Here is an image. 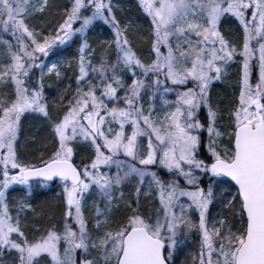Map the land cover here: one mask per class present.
<instances>
[{"label": "snow or ice", "instance_id": "snow-or-ice-1", "mask_svg": "<svg viewBox=\"0 0 264 264\" xmlns=\"http://www.w3.org/2000/svg\"><path fill=\"white\" fill-rule=\"evenodd\" d=\"M140 3L151 17L155 57L148 62L133 47L126 26L121 28L108 0H72L56 34L44 35L42 40L38 38L40 29H30L25 17L43 12L48 0H0V33H10L15 40L13 43L0 34L4 46L0 56L9 60L0 70V80L10 78L15 85L9 99L0 97V255L5 248L15 252L12 264H41L42 259L43 264H172L178 234L194 227L199 230L200 244L192 264H264V0ZM86 5L92 11L81 16ZM225 13L234 14L243 26L242 46L230 43L220 31L219 21ZM96 17L113 25L115 59L102 56L99 63H93L85 58L91 56L88 41L81 42L74 99L63 115L51 122L58 141L55 150L38 164H25L15 148L22 114L31 110L48 115L41 87L30 88L26 77L37 66L43 75L39 53L48 55L51 45L68 40L74 32L84 35ZM76 21H80L78 28L73 26ZM254 38H260L256 47L251 43ZM162 46L167 51H162ZM238 52L243 57L239 94L229 110V123L217 127L219 109L210 103V83L220 78ZM257 52L259 75L253 83L250 62ZM47 71L61 75L56 63L48 64ZM125 73L131 75V83ZM190 81L192 86H185ZM169 82L173 88L167 87ZM119 90L124 92L123 106ZM145 91L150 101L159 94L168 110L154 115V104L149 103L145 113ZM171 91L176 92L174 101L166 98ZM202 104L208 110L204 146L210 160L199 155L204 144L200 130L205 125L196 113ZM143 135L148 137L146 154H140L139 138ZM225 136L227 143L222 144ZM77 138L90 142L95 152L90 165L82 170L73 163L70 141ZM121 152L138 159L142 166L114 159ZM157 162L167 168L171 177L167 182L148 167ZM112 164L117 166L115 173L101 168ZM205 173L209 177L206 189L200 184ZM133 176L139 178L137 197L144 180L151 177L146 191H156L163 214L157 210L155 217L145 215L138 200L136 207L129 201V214L113 225V193ZM53 177L63 183L68 206L63 229L53 224L29 239L19 212L13 218L6 190L19 182L31 191L32 178H40L43 184ZM93 183L106 197V207L98 205L96 209L95 235L89 232L81 208V195ZM217 189L222 208L230 215L218 214L209 225V205L217 199ZM182 197H187V202ZM20 206L31 207L23 201ZM193 208L199 213L198 223L189 215ZM77 249L81 250L79 259Z\"/></svg>", "mask_w": 264, "mask_h": 264}, {"label": "trees", "instance_id": "trees-1", "mask_svg": "<svg viewBox=\"0 0 264 264\" xmlns=\"http://www.w3.org/2000/svg\"><path fill=\"white\" fill-rule=\"evenodd\" d=\"M71 2L72 0H48V7L43 12L38 11L31 18V20L35 21L36 28L40 29L41 34L38 37L39 39L42 40V35L46 33L56 34L55 30L59 26L62 16L66 14L64 9L70 7ZM108 2L111 4L112 12L116 20L119 21L121 28L125 29L126 26L127 36L137 53L145 62L154 58L155 53L151 49V17L145 12L140 0H108ZM86 8L81 12V16L87 12ZM73 26L75 28L79 27L80 21L74 22ZM218 26L230 43H236L239 46L240 34L238 28L240 26L237 24L234 16L223 14ZM112 32H114L113 25H108L104 21H101V23L94 21L93 24L88 25L84 35L76 33L65 43L56 42L51 45L48 54L60 57V60L64 63V70L60 71V76H57L56 73L41 75L40 70L36 67V73L26 77L30 88L41 87L43 102L46 103L48 115L45 116L39 111L31 110L22 114L19 133L15 142V148L20 161L25 164H38L55 150V144L58 141L55 139L51 122L62 116L69 106L68 102L74 99L78 86L76 76L79 73L76 62L80 56L79 46L83 40L86 39L88 41V52L91 53L89 58L93 63H99L102 56L115 59V36L113 34L110 35ZM38 57L43 59L49 56L39 53ZM236 59H238V56ZM239 73V62L235 61L230 67V71L228 70L226 74L212 83L209 89L210 103L213 107H218L219 109L218 120L220 127L229 123L228 113L237 99L239 88L237 78L239 77ZM124 75L128 83H130L131 75L128 73ZM252 80H255L254 72H252ZM86 82L87 80L83 83L85 84ZM188 85H191V83H188ZM120 92L123 93V91H119V96L123 99ZM13 93V89L8 86L4 88V91H0V97L9 99ZM196 115L201 123L206 125L207 113L203 107L197 110ZM71 143H73L74 147L73 162L78 164L82 170L86 164L90 165V160L95 154L94 149L90 142L72 140ZM199 153L201 158L210 160V155L209 153L207 154L203 144L199 149ZM159 173L163 175L165 172L159 171ZM0 179H2V175H0ZM31 183V191H29L27 185L23 184H12L6 190V198L13 218L15 219L17 212H19L21 227L29 239L39 236L42 231L53 224L62 230L65 219L64 214L68 209L63 183L59 179L43 184L40 183V180H33ZM126 184V186L123 185V190L126 192L125 200L129 202L132 201L130 199L132 198V188L129 186L132 184ZM98 193V187L92 184L83 200L86 206L85 209L83 207L84 212H88V215L85 216L89 228H92L89 207L99 201ZM24 198L31 207H17L21 205V201ZM19 201L20 203L18 204ZM123 203L120 204L123 205ZM131 205H134V203ZM136 206L135 204L133 207ZM128 210L129 206L127 204L122 209V213L120 212L121 217L118 219L117 215H119V212L111 214L110 219L113 221V225L115 221L122 220L129 214ZM14 255L15 252H11L5 248L3 254L0 255V264H11L9 260ZM41 261L43 262V259Z\"/></svg>", "mask_w": 264, "mask_h": 264}, {"label": "rangeland", "instance_id": "rangeland-1", "mask_svg": "<svg viewBox=\"0 0 264 264\" xmlns=\"http://www.w3.org/2000/svg\"><path fill=\"white\" fill-rule=\"evenodd\" d=\"M87 6V5H86ZM90 8V9H88ZM87 12L84 13V15H88L91 13L92 9L91 7H88L87 6ZM106 10V9H105ZM38 11L36 12H31L30 14L26 15L25 17V20H26V23L28 24L29 28H36V24H35V21L31 20V18L33 16L36 15ZM107 14V11L105 12ZM224 15H231V16H234V14L232 13H225ZM248 15L250 16L251 13L248 12ZM235 17V16H234ZM236 22L237 24L240 26L238 28V31H239V34H240V43H239V46L241 43H243V35H244V32H243V26L240 24L239 22V19L236 18ZM97 20V21H96ZM100 20V21H99ZM95 22H100L101 21L104 23H108L107 21H105L102 17H96L92 22H90L89 25L93 24ZM108 25H111L108 23ZM78 28V27H76ZM86 31V29H85ZM78 32H74L72 34V36L74 34H76ZM0 34H3V33H0ZM115 36V33L112 32L110 33V35ZM4 35V38L5 39H12L13 43H15V40L11 37V34L8 33V34H3ZM45 35H48L47 33ZM44 36V35H42ZM109 36V34H108ZM71 38V36L69 37ZM260 38H254L253 41L251 42L252 45L254 47H256L258 45V41H259ZM67 42L66 41H63V42H60L61 44L62 43H65ZM173 43H175V41H173ZM233 44H236V43H233ZM237 45V44H236ZM242 46V45H241ZM3 44L0 43V50L3 49ZM162 51H167L166 48H164L162 46L161 48ZM46 56V55H44ZM48 58L44 57L43 59H40L39 57V60L43 61L44 63V70H43V75H46V74H49V72L47 71V65L48 64H51V63H56L61 70H64V63L62 60H60L61 58L59 57H54V56H50L48 54ZM238 56V59H236ZM90 56L86 55V59H90L89 58ZM242 60H243V57L242 55H240V53H236L235 57L233 60L229 61L227 63V70L226 71H223L222 72V75L220 76V78L227 73V71L229 70L230 71V67L233 65V63L235 61H238L239 62V65H240V73H239V77L237 78V82L239 83V87H240V77H241V74H242ZM9 60L6 58V57H3V56H0V70L3 69V65L8 63ZM77 64V70H78V61L76 62ZM37 68L40 70V73H41V68L39 66H37ZM250 70H251V78H252V72H254L255 74V80L258 78V75H259V65H258V52H257V56L254 57L252 59V61L250 62ZM36 73V67L34 68V70H30V76L34 75ZM51 73H56L55 71L51 72ZM213 75H215V73L213 72L212 73ZM29 77V76H28ZM147 79L149 81H151V76L147 77ZM219 79V78H218ZM218 79H215L213 81H211L210 83V87H211V84L214 83L216 80ZM255 80L252 82L255 83ZM88 81L85 83L87 84ZM130 83H131V80H130ZM189 83H191V85H185L187 87H191L192 86V82L190 81ZM10 86L11 89H15V85L13 82H11L10 78L8 80H0V91H4V88L5 87H8ZM167 87L169 88H173L174 86L171 84V82L168 83ZM209 87V89H210ZM120 91V90H119ZM146 92V91H145ZM143 93V105H144V111L145 113H147L148 111V105L149 103H153L154 104V107H155V113L154 115H162L164 111H167L168 109L164 106L163 102L161 101L160 97H159V94H157L154 98V100L150 101L149 100V97H148V93L146 92ZM238 94H239V88H238ZM238 94H237V97H238ZM120 95L123 96L124 98V92L121 93L120 92ZM145 95V96H144ZM175 95H176V92L175 91H171V92H168L166 93V98L170 101H174L175 99ZM122 100V101H121ZM120 100V104L121 106H123V99ZM174 106V105H173ZM200 107H203L205 112L207 113V107L204 106L203 104L200 106ZM207 117V116H206ZM207 120V119H206ZM207 125V123H206ZM205 127L200 130V134H201V137H202V140L204 141V144L205 145L207 143V140H208V132H207V127ZM105 127H108L107 125H105ZM217 127H220L219 125V120H218V123H217ZM127 130L130 132L131 131V124L129 123L127 125ZM223 130V129H222ZM77 141H83L82 139H75ZM147 140H148V137L146 135H143L139 138V143H140V154H146V150H147ZM71 142V141H70ZM222 144L223 143H227V136H225V138L220 141ZM205 147V146H204ZM206 151H207V148L205 147ZM209 152L207 151V154ZM200 155V153H199ZM210 155V153H209ZM201 157V156H200ZM114 159H119V160H122V161H125L126 163H132V164H136L137 166H142L139 164V160L138 159H133L132 157H128L126 156L123 152H121L120 154L116 155L114 157ZM148 167L154 169L157 174L163 178L166 182L168 179H170V175H169V172L167 170L166 167L160 165L158 162L155 163V164H150L148 165ZM102 170L105 171V172H111V173H115L117 171V166L115 164H112V165H108V166H101ZM158 168V169H156ZM160 169V170H159ZM163 171L165 172L163 175H160L159 171ZM181 179V184L183 185V179ZM151 180V177H148L144 180V188L141 189V192L139 194V197H137V193H136V184L138 183L139 181V178L138 177H135L133 176L131 180H126L123 185L126 186L127 184L126 183H131L132 185H129L131 188H132V198H130L132 200V202L134 203V205L136 204L137 205V200H138V207H139V210L140 212L144 213L145 215L151 213L153 217H155L156 213H157V210H159L160 214L162 215L163 214V208L162 206L160 205V201H159V196L157 195L156 191L153 190V192L151 194H148L146 189L148 187V184H149V181ZM208 180H209V177H208V174L205 173L201 176V179H200V184H202L205 189L207 188V185H208ZM13 184H20L19 182H14ZM94 184V183H93ZM12 185V184H11ZM123 185L116 188V190L114 191L113 193V196H114V201H113V204H112V213L111 214H117V212H119L117 215V219L119 217H121V211L122 209L124 208L125 205L128 204V202L125 200V195H126V192L123 190ZM10 186V185H9ZM92 187V185H90V187L85 190V192L81 195V208H82V212H83V215L86 219V216L85 215H88V212L85 213L84 212V209H85V204H84V198L86 196V193L89 191V189ZM221 188H225L226 190V186L225 185H221L220 186ZM219 189H217V199L215 201H213L212 203H210L209 205V213H208V222H209V225H211L212 221L213 220H216L218 218V214H224V215H230V211L222 208V204H221V198L219 196ZM120 193H122L123 195L121 196ZM98 197H99V201L97 203H95V205H91V207H89V216H90V220L92 222V228H89L88 227V230L90 233H92L93 235L96 234V230H95V224H94V221L96 219H98L97 217V214H96V209H97V206L99 205V207L101 208H105L106 207V197L99 191L98 193ZM124 198V200H123ZM181 199H183L185 202H187V197H182ZM23 203L24 204H28V202H26V199L24 198L23 200ZM124 201V203H123ZM20 203V201L18 202V204ZM123 203V205L121 204ZM132 203V204H133ZM134 205H131V207H133ZM129 206V205H128ZM84 207V209H83ZM130 206H129V212H130ZM74 211V209H73ZM121 212V213H120ZM189 215L192 217V220L194 223H198V220H199V213L198 211L193 208L191 210V212L189 213ZM87 220V219H86ZM70 221H71V218H70ZM72 226L73 227H76L75 223L72 222ZM177 244L175 246V248L173 249V252H172V264H192V256L193 254H198L199 253V244H200V233H199V230L198 228L194 227L190 230H187L185 232V230H181L180 234H178L177 236ZM60 250L61 252L63 251V241L60 242ZM94 251V250H93ZM80 253H81V250L80 249H77V252H76V258L79 259L80 258ZM165 254L167 255V250L165 251ZM86 258V257H85ZM12 259L11 258L9 261L10 263L12 264ZM50 260V258H48ZM41 264H43V262L41 261Z\"/></svg>", "mask_w": 264, "mask_h": 264}, {"label": "water", "instance_id": "water-1", "mask_svg": "<svg viewBox=\"0 0 264 264\" xmlns=\"http://www.w3.org/2000/svg\"><path fill=\"white\" fill-rule=\"evenodd\" d=\"M57 179H60V178L59 177H53V178L49 179L47 182H52V181H55ZM32 180H40V178H32Z\"/></svg>", "mask_w": 264, "mask_h": 264}]
</instances>
